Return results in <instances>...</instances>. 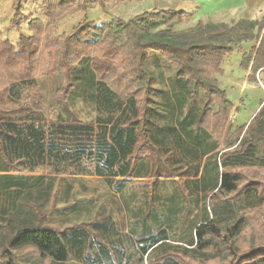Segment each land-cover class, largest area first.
I'll return each instance as SVG.
<instances>
[{
	"label": "trees",
	"instance_id": "obj_1",
	"mask_svg": "<svg viewBox=\"0 0 264 264\" xmlns=\"http://www.w3.org/2000/svg\"><path fill=\"white\" fill-rule=\"evenodd\" d=\"M25 3L10 24L30 35L0 32V264H264V100L231 127L220 86L238 51L264 79V17L176 30L186 11L153 10L56 36L74 0L43 19ZM39 74L64 81L55 114Z\"/></svg>",
	"mask_w": 264,
	"mask_h": 264
},
{
	"label": "rangeland",
	"instance_id": "obj_2",
	"mask_svg": "<svg viewBox=\"0 0 264 264\" xmlns=\"http://www.w3.org/2000/svg\"><path fill=\"white\" fill-rule=\"evenodd\" d=\"M80 0H74L76 5L73 10L66 14V17L61 20L56 25L55 35H61L70 33L74 26L80 24L85 17L89 21H94L98 25H112L113 28H118V24L121 22H129L139 14L145 11L153 10H168V8L174 10H184L186 11L187 19L183 22L182 25L178 26L176 30H183L186 28H191L196 25L197 16L201 15L204 17L203 12L201 13L202 6H198V10H189L188 5L192 4L190 0H153L151 3H146L145 1H138L133 4H124L120 5L116 3L115 0H102L104 7L100 4H93L87 6V11L81 10ZM190 2V4L188 3ZM42 4L43 0H26L24 5V13L28 16H31L33 19H43L42 18ZM170 4V7L167 9L161 8ZM13 0H0V32L2 34L1 38L4 40L10 39L14 45L17 44L20 35L29 36V27L27 24H23L22 30L19 32L12 24H10L11 19L14 15ZM194 7V5H193ZM197 7V8H198ZM201 13V14H200ZM243 12L229 13L222 17L212 16L211 18H203L204 21L209 23H233L239 22L242 19ZM203 14V15H202ZM264 15L261 14L260 18H263ZM219 21V22H218ZM241 56L242 52L238 51L232 56H228L225 59L224 65V75L220 77V86L221 89L227 93L228 98L231 100L235 107L230 116V126L236 127L237 125H244V123H250L253 116L259 111L261 107V102L264 100V79L262 76L258 78L257 84H251L248 81V72L241 70ZM38 87L42 89L43 96L46 98V109H48L52 114H55L57 111H60L57 104V95L56 90L64 85V81L60 77L45 78L40 74L37 77ZM97 185V184H96ZM103 191L107 193V190L103 185H100L97 188V191ZM263 212V211H262ZM260 212V214H262ZM264 219V215L261 216V221ZM249 233L251 231H248ZM19 257L23 264H34L31 262L33 258H39L32 251L22 252ZM31 263H30V262ZM40 262V261H35Z\"/></svg>",
	"mask_w": 264,
	"mask_h": 264
},
{
	"label": "crops",
	"instance_id": "obj_3",
	"mask_svg": "<svg viewBox=\"0 0 264 264\" xmlns=\"http://www.w3.org/2000/svg\"><path fill=\"white\" fill-rule=\"evenodd\" d=\"M145 2L151 3L152 8L155 7L154 5H152L153 0H146ZM156 2H158V0H156ZM190 2L192 4H190ZM190 2H188L190 4L188 5L189 10H198L199 9L198 6L203 5L202 10H200V12L201 13L203 12L205 16L201 17V15H198L197 22L202 20L204 21L203 18L206 17L207 18H211L212 16L222 17L231 12L234 14L237 12H243L241 17L243 19L252 20V21L259 19L261 14L264 15V0H190ZM168 6L170 7V4L161 6V8L167 9L166 7Z\"/></svg>",
	"mask_w": 264,
	"mask_h": 264
}]
</instances>
